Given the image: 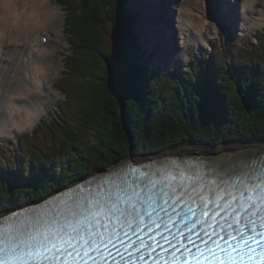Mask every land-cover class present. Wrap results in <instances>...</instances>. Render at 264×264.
<instances>
[{
    "label": "trees",
    "instance_id": "16d2710c",
    "mask_svg": "<svg viewBox=\"0 0 264 264\" xmlns=\"http://www.w3.org/2000/svg\"><path fill=\"white\" fill-rule=\"evenodd\" d=\"M70 52L55 116L0 146V214L128 157L242 140L264 143V29L189 52L180 71L141 64L127 0H57Z\"/></svg>",
    "mask_w": 264,
    "mask_h": 264
},
{
    "label": "snow or ice",
    "instance_id": "6c2138e0",
    "mask_svg": "<svg viewBox=\"0 0 264 264\" xmlns=\"http://www.w3.org/2000/svg\"><path fill=\"white\" fill-rule=\"evenodd\" d=\"M255 163L212 181L176 161L129 167L46 213L4 218L0 264H264Z\"/></svg>",
    "mask_w": 264,
    "mask_h": 264
},
{
    "label": "bare ground",
    "instance_id": "6f19581e",
    "mask_svg": "<svg viewBox=\"0 0 264 264\" xmlns=\"http://www.w3.org/2000/svg\"><path fill=\"white\" fill-rule=\"evenodd\" d=\"M135 1L146 6V24L152 31V36L146 38L149 50L146 59L152 66L159 59L164 65L167 48L181 59L185 55L187 36L192 44L199 46L204 41L203 28L207 20L204 15L208 18L215 15L218 20L237 17L250 27L264 26V2L258 4L260 0ZM63 16L49 0H0V109L4 105L3 113L0 111V136L13 134L14 127L17 130L32 128L46 113L43 95L53 90L48 73L55 68L51 54L64 33ZM43 36L47 37L45 43ZM19 62L22 63L21 77L16 71ZM263 153L264 145L243 142L197 152L189 149L166 153L154 159L198 155V160L201 158L211 171L225 176L239 171L243 164L254 161L253 158L264 156ZM255 164H259L257 159Z\"/></svg>",
    "mask_w": 264,
    "mask_h": 264
},
{
    "label": "rangeland",
    "instance_id": "374dc122",
    "mask_svg": "<svg viewBox=\"0 0 264 264\" xmlns=\"http://www.w3.org/2000/svg\"><path fill=\"white\" fill-rule=\"evenodd\" d=\"M262 2H264V0H260L258 4H261ZM49 3L52 6L59 8L62 16L64 15L63 16V20H64L66 17V12H65V9H63L60 6L58 1L57 0H49ZM126 5L129 8H131V10H132L131 12L135 13V15H136V18H137L136 19V26H135L136 32L139 31V33L142 36V39L145 36V34L147 35V37H145V38L149 39L152 36V31L148 30L149 28H147V24H146V15H145V9H146L145 7L146 6L145 5L144 6L139 5L137 3V1H135V0H127ZM204 17L207 18L206 23L204 24V28H203L204 41L201 42V44L199 46L196 44H192L194 42H190L188 40L189 36H187V38H185V41L187 43V46L185 48V50H186L185 55L181 59L180 58L178 59L176 56L172 57L171 55H169V53L172 50L167 48L168 56L164 58L165 60L163 59L164 65H161V61L159 59V62L155 66H152L151 61H149V59H146V57H145L146 55L141 59V63H145L150 70H155V68H161V69L168 68V69H170V67L172 65V67L173 66L177 67L178 70L182 71L185 69L186 65L189 62L188 53L190 52V50L192 48L194 50H196L197 52H199V51L210 52L212 50L211 43L216 38L224 39L226 37V33L229 31L234 32L236 36H241V35L247 33V34H251L252 36L255 37V35H254L255 31L264 28V26L263 27H250L249 25H247V23L243 24L242 21H240L237 17H233V18L228 19V20H218V18H216L215 15H213L212 17H209V18L207 17V15H204ZM63 22H64V24H63L64 33L62 32L63 35L60 38V41H59L60 44H57V46H54L55 50H53V52L51 54V59H52L53 63L55 64V68L48 73V82L52 84V88H53V90H55V92L51 89L50 94L48 92V94L43 95L46 113L43 114L42 116L45 118L55 116L54 110L58 108V102L60 101V99L63 98V95H61L54 88L55 84L62 77L63 71L66 69L64 66V54L70 52L69 48L71 47L70 35L65 30V21H63ZM63 40H65V41H63ZM146 50H148V49H146ZM21 65H22V63L19 62L17 70L15 69L17 71V75H19V77H21V75H20ZM12 81H14V80H12ZM51 84H49V85L51 86ZM3 107H4V105H1V109H0L1 113H3ZM42 116H40V117L42 118ZM41 118L37 122L35 121L36 123L35 122L34 123L37 124L41 120ZM31 126H26V127H31ZM32 128H25L24 130H19V129L17 130L16 127H14L13 128V134L0 136V146L10 148L12 146L11 140H13V137L15 134L31 130ZM243 142H255V143H258L260 145H264V143H260V142L252 141V140H242L240 142L230 143V144H215V145L214 144H211V145L199 144L196 146H187V147H183V148H178L176 150H164L162 152H159L158 154L155 153V154H152V155L145 157V158L136 156V157L131 158V161H136V160L137 161H144L145 159L156 158V157H159V156L166 154V153H179V151L182 152V151L189 150V149L197 152V150L205 149L207 147H214V146L215 147H225V145H227V147L228 146H235V145L241 144ZM124 161H126V160H124ZM124 161L117 163V165L124 162ZM114 166H116V165H114ZM114 166H112V167H114ZM110 168H107L105 170H109ZM101 171H104V170H101ZM101 171H98V172H101ZM96 173L97 172H95L93 174H96Z\"/></svg>",
    "mask_w": 264,
    "mask_h": 264
},
{
    "label": "water",
    "instance_id": "95a60500",
    "mask_svg": "<svg viewBox=\"0 0 264 264\" xmlns=\"http://www.w3.org/2000/svg\"><path fill=\"white\" fill-rule=\"evenodd\" d=\"M225 146H227V145H225ZM183 147H187V146H183ZM183 147H180V148H183ZM192 156V155H191ZM196 156H198V155H195L194 157H196ZM131 158H133V157H128L127 159H126V161L128 160V161H131ZM197 158V160H198V157H196ZM141 162V161H140ZM202 162H204L203 160H202Z\"/></svg>",
    "mask_w": 264,
    "mask_h": 264
}]
</instances>
